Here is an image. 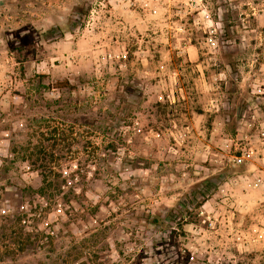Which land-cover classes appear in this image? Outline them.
Segmentation results:
<instances>
[{"label": "rangeland", "instance_id": "rangeland-1", "mask_svg": "<svg viewBox=\"0 0 264 264\" xmlns=\"http://www.w3.org/2000/svg\"><path fill=\"white\" fill-rule=\"evenodd\" d=\"M40 162L109 244L58 264H264V0H0V210ZM3 224L0 264H50Z\"/></svg>", "mask_w": 264, "mask_h": 264}, {"label": "trees", "instance_id": "trees-1", "mask_svg": "<svg viewBox=\"0 0 264 264\" xmlns=\"http://www.w3.org/2000/svg\"><path fill=\"white\" fill-rule=\"evenodd\" d=\"M38 167L40 168L41 183L37 187L25 186L23 195H26L25 198L28 197L27 204L22 203L19 208L9 207L0 210V220L4 222L5 227H10L11 243L16 242L17 249L25 246H31L32 249L45 248L47 251L46 258L50 264H58L63 259L61 253L55 252L57 242H60L59 248L66 247L62 251L67 250L68 254L73 251L78 252L80 247L85 249H88V247L97 248L98 251L102 252L109 244L108 242H100L101 240L97 238L100 233L99 228H96L97 226L93 228H87V226L79 234L69 228V225L77 220L85 224L87 216L94 215L99 209L97 204L93 205L88 201L85 191L76 188L79 180L78 178L73 179L74 171L67 173L63 170H55L53 166L46 164V162H40ZM82 199L88 202V206L83 207L80 202ZM57 207H61L62 217L50 223L45 221L44 228L36 229L35 223H38L45 213H50L52 209ZM135 208L133 204L129 206L126 212L131 214L127 216L131 219L135 217L145 226L159 223L162 219L160 215L156 216L150 210L135 212ZM102 224L100 222L98 225ZM31 225L36 229L33 235L26 230ZM104 229L106 230L107 226L101 228V230ZM89 237L93 238L91 246H88ZM77 238L82 242L81 246L78 244ZM53 255L55 256L53 257Z\"/></svg>", "mask_w": 264, "mask_h": 264}]
</instances>
